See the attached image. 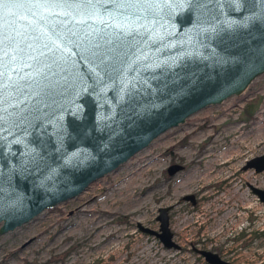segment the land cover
Masks as SVG:
<instances>
[{
	"label": "water",
	"instance_id": "95a60500",
	"mask_svg": "<svg viewBox=\"0 0 264 264\" xmlns=\"http://www.w3.org/2000/svg\"><path fill=\"white\" fill-rule=\"evenodd\" d=\"M263 72L264 0H2L0 233ZM241 168L264 170V152ZM247 184L264 202V188ZM169 209L159 207L158 229L137 225L180 249Z\"/></svg>",
	"mask_w": 264,
	"mask_h": 264
},
{
	"label": "rangeland",
	"instance_id": "374dc122",
	"mask_svg": "<svg viewBox=\"0 0 264 264\" xmlns=\"http://www.w3.org/2000/svg\"><path fill=\"white\" fill-rule=\"evenodd\" d=\"M263 133L264 72L161 132L80 193L0 233V264H211L192 245L230 264H264V202L247 184L264 188V170L241 168L264 152ZM173 163L182 168L169 173ZM160 206H170L180 249L137 225L158 229Z\"/></svg>",
	"mask_w": 264,
	"mask_h": 264
},
{
	"label": "bare ground",
	"instance_id": "6f19581e",
	"mask_svg": "<svg viewBox=\"0 0 264 264\" xmlns=\"http://www.w3.org/2000/svg\"><path fill=\"white\" fill-rule=\"evenodd\" d=\"M236 127V126H235ZM240 129V128H239ZM242 134V133H241ZM264 134V133H263ZM247 136V135H246ZM239 137V136H238ZM244 137V136H243ZM241 138V137H240ZM245 138V137H244ZM263 139V138H262ZM239 140V139H238ZM236 147V146H235ZM242 147V146H241ZM230 148V147H229ZM247 148V147H246ZM232 150V149H231ZM231 150H227V156H229V159L232 157V153H233V151H231ZM239 150V149H238ZM236 151H237V149H236ZM224 152H225V150H224ZM236 155V154H235ZM240 155V154H239ZM240 157V156H239ZM224 159V158H223ZM228 158H227V160H229ZM225 160V159H224ZM225 163V162H224ZM222 164V163H221ZM229 164V163H228ZM223 165V164H222ZM221 166V165H220ZM225 166H226V164H225ZM231 166H232V164H231ZM233 167V166H232ZM228 169V168H227ZM221 170V169H220ZM226 172V171H225ZM220 173V172H219ZM224 175V174H223ZM136 181H135V178L133 179V180H131V181H128V183L126 184V192H130V191H128V190H130V188H131V185L132 184H134ZM125 187V186H124ZM126 195V194H125ZM132 196V195H131ZM137 196L136 195H134V198H136ZM125 198V197H124ZM128 198V197H127ZM137 199V198H136ZM116 200V199H115ZM127 201V200H126ZM130 201V200H129ZM132 201V200H131ZM131 203V202H130ZM137 203V201H135V204ZM133 204V203H132ZM130 206H131V204H130ZM135 207H137V206H135ZM176 208V207H175ZM175 210V209H174ZM173 210V211H174ZM240 221V220H239ZM177 224V223H176ZM77 227V226H76ZM94 227V226H93ZM99 227V226H98ZM78 228V227H77ZM102 231V230H101ZM119 243V242H118ZM110 244V243H109ZM117 244V243H116ZM29 245V244H28ZM105 245L106 244H103L100 248L101 249H104L105 248ZM111 245H112V243H111ZM121 245V244H120ZM120 245H115L114 246V251H115V253H116V251H119V249H120ZM123 248V247H122ZM99 251V250H98ZM109 253V252H108ZM120 254V253H119ZM113 255V254H112ZM120 258V257H119ZM137 263V262H136Z\"/></svg>",
	"mask_w": 264,
	"mask_h": 264
},
{
	"label": "snow or ice",
	"instance_id": "6c2138e0",
	"mask_svg": "<svg viewBox=\"0 0 264 264\" xmlns=\"http://www.w3.org/2000/svg\"><path fill=\"white\" fill-rule=\"evenodd\" d=\"M0 2H2V0H0Z\"/></svg>",
	"mask_w": 264,
	"mask_h": 264
}]
</instances>
